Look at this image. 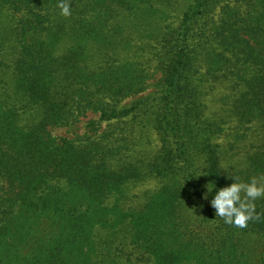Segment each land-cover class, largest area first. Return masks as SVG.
I'll return each instance as SVG.
<instances>
[{
	"label": "trees",
	"instance_id": "trees-1",
	"mask_svg": "<svg viewBox=\"0 0 264 264\" xmlns=\"http://www.w3.org/2000/svg\"><path fill=\"white\" fill-rule=\"evenodd\" d=\"M174 1L0 0V264H264V198L243 229L203 199L264 177V0H183L177 25ZM150 61L159 90L124 105ZM149 129L161 149L138 158Z\"/></svg>",
	"mask_w": 264,
	"mask_h": 264
},
{
	"label": "rangeland",
	"instance_id": "rangeland-1",
	"mask_svg": "<svg viewBox=\"0 0 264 264\" xmlns=\"http://www.w3.org/2000/svg\"><path fill=\"white\" fill-rule=\"evenodd\" d=\"M256 1V0H254ZM183 0H175L172 5V12H171V19L170 21L177 25L180 18H181V10L183 9ZM1 18V17H0ZM1 23V19H0ZM11 25V24H10ZM145 44H150L152 46L155 43L150 42L149 39H145L143 41ZM141 44V43H140ZM145 67L148 70V79L145 81L143 93L131 97L124 102V105H131L133 102L138 100L139 98L153 96L159 89V82L162 79V73L159 67L155 62H149L148 65L145 64ZM224 91L221 88H214L213 91H210V94L206 97V106H207V117L212 120H220L221 118L226 119L225 107L223 106L224 100ZM88 119H97V117L89 115ZM87 119L83 120L82 123H79L74 126L65 127V128H52L50 129V134L53 138H65L73 140L76 137H83L91 135L90 131L86 128ZM105 125L102 126L104 128ZM233 126L231 125L230 129L227 130L218 141L221 145H225L226 148H229L228 142H232V135H237V131L233 130ZM233 131V132H232ZM142 134V135H141ZM232 134V135H231ZM139 141L138 146L135 147V156L138 158H152L161 149V143L157 133L152 130H144L140 132L138 135ZM147 143V144H146ZM233 153H238L237 158H235V162L238 164H244V158L247 153L251 152V146L241 145L232 151ZM231 155V153H230ZM158 184L156 181H148L137 186L136 189L133 190L132 195H140L142 196L143 193L153 192L156 188H158ZM140 201V200H139ZM138 202V201H137ZM136 202V203H137Z\"/></svg>",
	"mask_w": 264,
	"mask_h": 264
},
{
	"label": "clouds",
	"instance_id": "clouds-1",
	"mask_svg": "<svg viewBox=\"0 0 264 264\" xmlns=\"http://www.w3.org/2000/svg\"><path fill=\"white\" fill-rule=\"evenodd\" d=\"M59 7L61 15H71V7L67 2H62ZM225 178L231 179L232 183L218 189L214 185L203 193L205 200L212 194L209 203L215 210V216L220 217L225 224L241 229L247 228L250 221L260 220L261 214L256 211L255 201L264 198V177H252L248 182L227 175Z\"/></svg>",
	"mask_w": 264,
	"mask_h": 264
}]
</instances>
